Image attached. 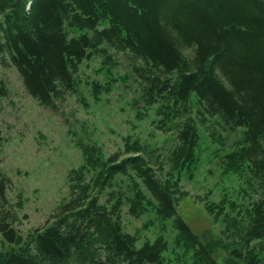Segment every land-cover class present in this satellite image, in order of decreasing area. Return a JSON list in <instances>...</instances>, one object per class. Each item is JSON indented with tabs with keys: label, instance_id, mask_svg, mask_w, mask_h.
Returning a JSON list of instances; mask_svg holds the SVG:
<instances>
[{
	"label": "trees",
	"instance_id": "16d2710c",
	"mask_svg": "<svg viewBox=\"0 0 264 264\" xmlns=\"http://www.w3.org/2000/svg\"><path fill=\"white\" fill-rule=\"evenodd\" d=\"M109 48L132 59L140 94L131 103L143 106L135 116L153 112L151 123L174 143L155 168L152 149L130 136L109 155L80 142L68 197L25 238L14 226L22 202H9L11 180L0 172V264H264V0H0V62L51 110L93 56L108 75L87 82L94 99L125 81L112 74ZM7 92L0 77V97ZM199 126L218 144L221 173L241 187L238 198L223 192L204 202L221 224L216 237L195 233L177 209L181 177H193L200 162ZM124 207L148 216L142 228H155L153 238L124 229Z\"/></svg>",
	"mask_w": 264,
	"mask_h": 264
},
{
	"label": "rangeland",
	"instance_id": "374dc122",
	"mask_svg": "<svg viewBox=\"0 0 264 264\" xmlns=\"http://www.w3.org/2000/svg\"><path fill=\"white\" fill-rule=\"evenodd\" d=\"M109 51L116 60L112 74L124 76L125 81L119 80L111 91L94 99L87 82H105L108 75L99 71L102 58L93 56L81 63L75 75L76 88L65 95L55 111L27 93L14 66L0 62V77L8 87L7 95L0 97V172L11 180L6 193L9 202H22L21 207L14 206L17 214L14 226L23 238L43 226L68 197L67 173L83 158L80 142L95 143L108 155L123 149L124 138L130 136L153 149L155 168H158L156 155L161 160L174 143L171 132L157 130L151 123L153 112L143 119L135 116L136 110L143 106L141 102L131 103L140 94L139 82L130 69L132 59L124 51L114 48ZM199 128L200 162L193 177H181L180 186L185 194L177 200V209L195 233L216 237L220 235L221 224L206 214L204 202L217 201L223 192L238 198L240 181L232 173H221L212 153L218 144L210 141L202 126ZM238 132L229 134L226 147ZM126 211L124 207V229L131 233L140 230L148 216L134 218ZM154 231L155 228H142L140 233L143 239L153 238Z\"/></svg>",
	"mask_w": 264,
	"mask_h": 264
},
{
	"label": "bare ground",
	"instance_id": "6f19581e",
	"mask_svg": "<svg viewBox=\"0 0 264 264\" xmlns=\"http://www.w3.org/2000/svg\"><path fill=\"white\" fill-rule=\"evenodd\" d=\"M191 60H192V58H191ZM216 75V74H215ZM115 78V77H114ZM113 78V79H114ZM117 80V79H116ZM76 81V80H75ZM141 83H142V81H141ZM92 85V84H91ZM110 87V86H109ZM111 88V87H110ZM108 90V89H107ZM144 93V92H143ZM31 96V95H30ZM34 98V97H33ZM146 101V100H145ZM192 101V100H191ZM161 102V101H160ZM192 102H194V101H192ZM149 104V103H148ZM158 107V106H157ZM242 127V126H241ZM240 127V128H241ZM198 144H200V143H198ZM221 146V145H220ZM146 149V148H145ZM219 149V148H218ZM222 149V148H221ZM220 149V150H221ZM153 150V149H152ZM147 151V150H146ZM151 153H152V151H151ZM218 153V152H217ZM222 153V152H221ZM216 154V153H215ZM219 154V153H218ZM109 155V154H108ZM119 155V154H118ZM149 155V154H148ZM105 156V155H104ZM220 156V155H219ZM216 157H218V156H216ZM119 159V158H118ZM123 159V158H122ZM200 159V158H199ZM199 160H197V162H198ZM219 161V160H218ZM217 161V162H218ZM168 162V161H167ZM199 163V162H198ZM221 163V162H220ZM219 163V164H220ZM84 164V163H83ZM221 165V164H220ZM198 166V165H197ZM162 167V166H161ZM196 167V166H195ZM75 169V168H74ZM70 170V169H69ZM158 170V169H157ZM223 171V170H222ZM175 172V171H174ZM185 172V171H184ZM183 172V173H184ZM194 172V171H193ZM224 172V171H223ZM177 174H178V172H176ZM188 174V173H187ZM92 175V174H91ZM189 175V174H188ZM188 175H186V176H188ZM89 176V175H88ZM194 176V175H193ZM162 177V176H161ZM177 177V176H176ZM90 178V177H89ZM69 179V178H68ZM89 180V179H88ZM178 180V179H177ZM241 180V179H240ZM116 181V180H115ZM118 181V180H117ZM244 181V180H243ZM125 184V183H124ZM249 184V183H248ZM120 185V184H119ZM113 186V185H112ZM118 186V185H117ZM125 186V185H124ZM247 186V185H246ZM258 186V185H257ZM250 187V186H249ZM252 187H254V186H252ZM241 188V187H240ZM124 189V188H123ZM248 189V188H247ZM250 189H251V187H250ZM249 189V190H250ZM109 190V189H108ZM69 192V191H68ZM108 193V192H107ZM104 194V193H103ZM130 194V193H129ZM248 195V194H247ZM183 197V196H182ZM102 198V197H101ZM230 198V197H229ZM242 198V197H241ZM259 198V197H258ZM254 199V198H253ZM18 200V199H17ZM20 200V199H19ZM103 200V199H102ZM177 200V199H176ZM239 201V200H238ZM249 201H250V199H249ZM62 202V201H61ZM18 203H20V202H18ZM242 203V202H241ZM240 203V204H241ZM16 204V203H15ZM21 204V203H20ZM102 204V203H101ZM242 204H244V203H242ZM123 205V204H122ZM125 205V204H124ZM239 205V204H238ZM20 207V206H19ZM3 208V207H2ZM236 208V207H235ZM150 211V210H149ZM231 212V211H230ZM16 214V213H15ZM58 215V214H57ZM213 215H215V214H213ZM13 217V216H12ZM134 217V216H133ZM10 220V219H9ZM158 222H159V220H158ZM162 221H160V223H161ZM160 228V227H159ZM29 235V234H28ZM31 235H33V233L31 234ZM20 237V236H19ZM31 237V236H30ZM30 237H29V239H30ZM27 240H28V238H27ZM148 240V239H147ZM30 241V240H29ZM150 241V240H149ZM27 242V241H26ZM22 243H24V242H22ZM16 244V243H15ZM9 245V244H8ZM22 245V244H21ZM2 246V245H1ZM6 247H8V246H6ZM22 247H24V246H22ZM9 248V247H8ZM16 248V247H15ZM15 248H13V249H15ZM3 249V248H2ZM6 249V248H5ZM8 250V249H7ZM4 251V250H3ZM9 251V250H8ZM221 258V257H220ZM217 259V258H216ZM219 259V258H218Z\"/></svg>",
	"mask_w": 264,
	"mask_h": 264
}]
</instances>
